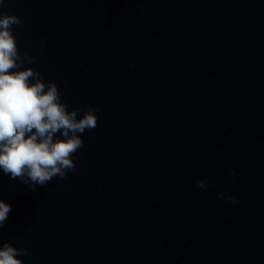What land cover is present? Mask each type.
<instances>
[{
  "label": "clouds",
  "instance_id": "1",
  "mask_svg": "<svg viewBox=\"0 0 264 264\" xmlns=\"http://www.w3.org/2000/svg\"><path fill=\"white\" fill-rule=\"evenodd\" d=\"M14 26L23 27L21 18L0 12V170L29 187L44 186L75 168L73 157L84 147L80 134L98 126L95 113L100 109L89 105L69 111L56 83L46 84L32 67L21 70L22 65L36 61L19 52ZM207 183L197 181L204 190ZM226 199L236 203L231 195ZM11 211V205L0 200V228ZM26 255V249L5 242L0 247V264H23L18 257Z\"/></svg>",
  "mask_w": 264,
  "mask_h": 264
}]
</instances>
